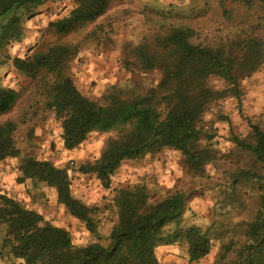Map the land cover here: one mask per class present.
<instances>
[{
	"label": "trees",
	"instance_id": "1",
	"mask_svg": "<svg viewBox=\"0 0 264 264\" xmlns=\"http://www.w3.org/2000/svg\"><path fill=\"white\" fill-rule=\"evenodd\" d=\"M47 1L63 0H0V51L21 40L24 21L34 16V8ZM112 1L72 0L68 15L50 23V28L55 34L66 36L78 27L95 23ZM231 2L257 7V25L264 27V0ZM185 19L180 14L164 12L147 18L158 29L151 39L131 48L136 61L133 64L143 72L158 70L161 80L144 94L113 88L102 103L87 99L68 73L69 62L77 54L72 45H52L44 52L12 59L18 73L42 83L44 107L60 124L65 150L76 149L93 132L114 133L105 141L98 159L78 168L82 174H93L104 188L109 187V176L124 161L138 160L155 150L193 149L200 136L206 138L199 125L209 105L225 95L239 100L238 83L247 69V60L257 66L262 59L264 41L256 38V27L238 30L235 41L208 45L198 40ZM212 77L224 81L226 88L213 90L209 86ZM17 99L18 93L3 87L0 79V116L8 114ZM248 123L252 142L235 139L234 143L264 165V132ZM15 128L12 121L0 124V161L20 156L13 139ZM18 169L21 182L29 180L53 189L57 204L82 223L87 232L97 233V209L72 196L66 167L24 155ZM239 180L264 179L250 171H239L233 183ZM185 202L186 196L180 192L151 203L146 186L121 188L113 199L116 220L107 243L96 241L76 247L67 230L0 194V257L18 260L20 264H160L158 247L181 244L188 264L198 263L211 252V236L208 229L184 224ZM233 235H237V240L223 244L214 264H264V192L257 217L236 224Z\"/></svg>",
	"mask_w": 264,
	"mask_h": 264
},
{
	"label": "rangeland",
	"instance_id": "2",
	"mask_svg": "<svg viewBox=\"0 0 264 264\" xmlns=\"http://www.w3.org/2000/svg\"><path fill=\"white\" fill-rule=\"evenodd\" d=\"M72 7V0H63L47 1L34 8V16L23 23L21 40L0 51L1 84L18 93L13 109L0 116V124L15 123L13 139L20 155L0 161V194L64 228L74 246L83 247L96 241L107 243L116 220L113 199L119 189L144 185L151 203L180 192L186 196L184 224L208 229L211 236L210 254L192 264H214L223 244L237 240V235L232 237L236 224L253 221L261 208L264 180H233L239 171H250L264 179V165L234 143L235 139L252 142L248 122L264 132V50L257 66L247 60V69L238 83L240 99L225 95L211 103L203 114L199 126L206 138L200 136L188 152L161 149L138 160L124 161L111 175L113 190L104 188L93 174L80 173L78 168L98 159L105 141L114 133L93 132L76 149L65 150L60 124L44 107L42 83L18 73L12 59L44 52L52 45L75 46L77 54L69 62L68 73L83 96L102 103L113 88L144 94L160 82L158 70H139L131 55L132 47L151 39L158 29L147 18H154L159 12L180 14L196 31L198 40L208 45L235 41L238 30L254 27L256 38L264 41V27L257 25L258 8L231 0H113L95 23L78 27L66 36L55 34L50 23L67 16ZM209 86L216 91L226 88L224 81L216 77L209 80ZM24 155L68 169L72 196L97 209L95 235L57 204L53 189L29 180L20 181L18 167ZM2 236L0 227V240ZM156 255L160 264H188L186 249L181 244L160 246ZM0 264L20 262L0 257Z\"/></svg>",
	"mask_w": 264,
	"mask_h": 264
},
{
	"label": "built area",
	"instance_id": "3",
	"mask_svg": "<svg viewBox=\"0 0 264 264\" xmlns=\"http://www.w3.org/2000/svg\"><path fill=\"white\" fill-rule=\"evenodd\" d=\"M109 180H110V183H111V176H109ZM110 183H109V188H110V190H113L114 187H113L112 184H110Z\"/></svg>",
	"mask_w": 264,
	"mask_h": 264
}]
</instances>
